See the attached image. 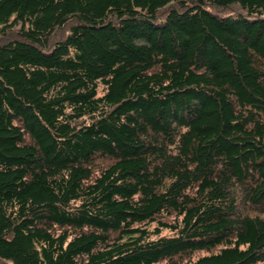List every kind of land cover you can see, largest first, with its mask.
<instances>
[{
	"label": "trees",
	"instance_id": "trees-1",
	"mask_svg": "<svg viewBox=\"0 0 264 264\" xmlns=\"http://www.w3.org/2000/svg\"><path fill=\"white\" fill-rule=\"evenodd\" d=\"M162 262L264 264V0H0V264Z\"/></svg>",
	"mask_w": 264,
	"mask_h": 264
},
{
	"label": "rangeland",
	"instance_id": "rangeland-1",
	"mask_svg": "<svg viewBox=\"0 0 264 264\" xmlns=\"http://www.w3.org/2000/svg\"><path fill=\"white\" fill-rule=\"evenodd\" d=\"M168 230H164V233H167ZM159 264H166V262H162V263H159Z\"/></svg>",
	"mask_w": 264,
	"mask_h": 264
}]
</instances>
